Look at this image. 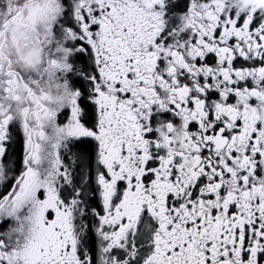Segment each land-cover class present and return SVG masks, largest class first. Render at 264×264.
I'll use <instances>...</instances> for the list:
<instances>
[{
  "label": "snow or ice",
  "instance_id": "snow-or-ice-1",
  "mask_svg": "<svg viewBox=\"0 0 264 264\" xmlns=\"http://www.w3.org/2000/svg\"><path fill=\"white\" fill-rule=\"evenodd\" d=\"M0 264H264V0H0Z\"/></svg>",
  "mask_w": 264,
  "mask_h": 264
}]
</instances>
